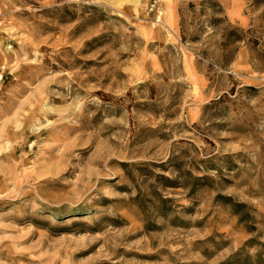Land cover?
Wrapping results in <instances>:
<instances>
[{
    "label": "rangeland",
    "instance_id": "374dc122",
    "mask_svg": "<svg viewBox=\"0 0 264 264\" xmlns=\"http://www.w3.org/2000/svg\"><path fill=\"white\" fill-rule=\"evenodd\" d=\"M0 264H264V0H0Z\"/></svg>",
    "mask_w": 264,
    "mask_h": 264
}]
</instances>
